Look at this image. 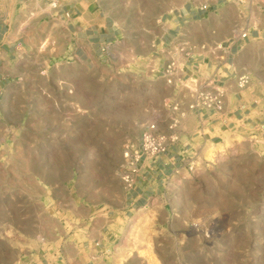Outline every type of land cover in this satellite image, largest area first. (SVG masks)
Returning <instances> with one entry per match:
<instances>
[{
	"label": "rangeland",
	"instance_id": "1",
	"mask_svg": "<svg viewBox=\"0 0 264 264\" xmlns=\"http://www.w3.org/2000/svg\"><path fill=\"white\" fill-rule=\"evenodd\" d=\"M44 1L41 44L0 82V264H264V44L238 78L244 115L204 140L189 116L168 123V100L193 88L174 80L178 64L170 83L153 71L163 22L186 0H106L117 33L92 60L57 54L58 0ZM150 124L180 150L163 173L150 171L163 154L124 156Z\"/></svg>",
	"mask_w": 264,
	"mask_h": 264
},
{
	"label": "crops",
	"instance_id": "2",
	"mask_svg": "<svg viewBox=\"0 0 264 264\" xmlns=\"http://www.w3.org/2000/svg\"><path fill=\"white\" fill-rule=\"evenodd\" d=\"M44 3V0H0V82L5 76L4 69L9 68L17 55L30 48L33 42L41 44L46 17ZM204 3L206 9L201 8ZM108 6L106 0H58L57 16L52 18L54 23L49 32L57 54L80 60L94 59L99 53L97 48L117 33ZM162 30L157 66L153 69L160 73L158 77L165 81L163 68L169 58H173L180 68L175 81H189L192 89L197 85L223 93L220 111H204L200 115L187 109L192 93L184 103L169 99L166 104L171 112L168 123L174 121L181 125L184 117L189 116L196 138L213 141L222 137V132L242 117L248 106L241 95L243 90L238 88V78L254 75L251 61L259 53L254 45L264 44V0H186L173 9L163 22ZM202 46L213 47L206 53ZM162 57L165 60L160 62ZM174 104L185 108L187 113H180V116V109L171 110ZM179 153L175 144L170 145L150 171L156 169L154 172L158 174L173 169ZM157 185L154 181L135 183L128 197L129 204L139 206L156 193ZM105 225V218L97 222L98 228Z\"/></svg>",
	"mask_w": 264,
	"mask_h": 264
},
{
	"label": "built area",
	"instance_id": "3",
	"mask_svg": "<svg viewBox=\"0 0 264 264\" xmlns=\"http://www.w3.org/2000/svg\"><path fill=\"white\" fill-rule=\"evenodd\" d=\"M201 8L206 9L207 5L204 3L201 5ZM67 15V13H66ZM175 68H174V60L173 58H169L163 68V75L166 77V81L170 83L174 77ZM239 84L246 82V78L241 77ZM192 92V100L188 104L190 110L195 112L196 114H202L204 111L206 112H216L220 111L223 107V93L218 90H208L205 88H201L200 86L195 85V88L191 90ZM168 143L167 136L165 134L160 133L155 124L148 125L144 132L141 135V142L138 148L134 149H126L124 156H128L130 154L134 155L135 161H138L139 158L144 157L148 158L151 161H157L162 154L167 151ZM128 180V176L125 178ZM130 182L128 184L130 185Z\"/></svg>",
	"mask_w": 264,
	"mask_h": 264
}]
</instances>
